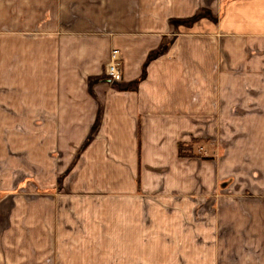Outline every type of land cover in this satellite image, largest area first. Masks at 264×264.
<instances>
[{
    "label": "crops",
    "instance_id": "1",
    "mask_svg": "<svg viewBox=\"0 0 264 264\" xmlns=\"http://www.w3.org/2000/svg\"><path fill=\"white\" fill-rule=\"evenodd\" d=\"M195 198L218 211V264H264V0H0V210L46 248L26 264L144 248L146 205Z\"/></svg>",
    "mask_w": 264,
    "mask_h": 264
},
{
    "label": "rangeland",
    "instance_id": "2",
    "mask_svg": "<svg viewBox=\"0 0 264 264\" xmlns=\"http://www.w3.org/2000/svg\"><path fill=\"white\" fill-rule=\"evenodd\" d=\"M230 193H235V190H228L227 195ZM217 196L218 194L216 198H211L210 202L195 198L193 202L176 200L167 205H162L161 202L146 205V217L139 216L141 223L145 219L141 226L146 230L140 233L141 237L146 236L147 246L144 248H110L105 246L106 241L102 242L101 238H97L92 241L84 239L82 247L60 251L62 250L67 264H75L70 263L74 260H77V264H218V211H203L204 203L206 205L207 202V206L218 208ZM158 204L161 208H158ZM10 207L9 203L0 210V241L3 243L1 258L12 260L16 264H26L28 259H39V263L46 261V248L27 246L28 240H34L40 234L22 231L13 226L18 221L21 223L25 217H15V221L10 222ZM23 207L27 205L24 204ZM152 207L156 211L163 208L165 212L154 214L153 210L151 213ZM8 226L11 227L9 231ZM82 233L83 236L91 234L89 231ZM97 244L103 246L97 247Z\"/></svg>",
    "mask_w": 264,
    "mask_h": 264
},
{
    "label": "trees",
    "instance_id": "3",
    "mask_svg": "<svg viewBox=\"0 0 264 264\" xmlns=\"http://www.w3.org/2000/svg\"><path fill=\"white\" fill-rule=\"evenodd\" d=\"M205 15V13H203L202 11L197 13L193 18L188 19L183 21L182 23L187 25V26H191L193 25L195 22H197L198 20H200L203 16ZM167 51V48L165 47V43L160 47V49L158 51L153 52L152 54H150L148 61L146 63V65L144 66V74L142 79L145 77V71L147 68V65L149 64V62H151L153 59H155L158 56H161L162 54H164ZM141 81V79L139 81H137L136 83H134V85L138 84ZM131 86L126 87L127 89H129ZM197 144V142H193L192 144H180L179 145V157L180 158H200L199 155H197L194 152V146ZM138 182V186L140 188V178H138L137 180Z\"/></svg>",
    "mask_w": 264,
    "mask_h": 264
},
{
    "label": "built area",
    "instance_id": "4",
    "mask_svg": "<svg viewBox=\"0 0 264 264\" xmlns=\"http://www.w3.org/2000/svg\"><path fill=\"white\" fill-rule=\"evenodd\" d=\"M106 76L111 82L120 83L123 80V58L119 51L112 52L111 60L106 65Z\"/></svg>",
    "mask_w": 264,
    "mask_h": 264
}]
</instances>
